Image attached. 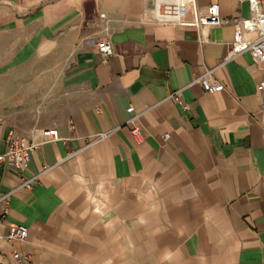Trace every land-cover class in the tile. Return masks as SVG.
<instances>
[{
  "label": "crops",
  "instance_id": "1",
  "mask_svg": "<svg viewBox=\"0 0 264 264\" xmlns=\"http://www.w3.org/2000/svg\"><path fill=\"white\" fill-rule=\"evenodd\" d=\"M153 1L0 0V152L11 131L57 130L27 170L0 168L2 230H29L0 242L3 264H264V69L249 52L225 59L233 24L201 41L156 23ZM212 2L251 14L248 0H196V12ZM207 69L224 90L195 81Z\"/></svg>",
  "mask_w": 264,
  "mask_h": 264
},
{
  "label": "built area",
  "instance_id": "2",
  "mask_svg": "<svg viewBox=\"0 0 264 264\" xmlns=\"http://www.w3.org/2000/svg\"><path fill=\"white\" fill-rule=\"evenodd\" d=\"M243 1V0H237ZM251 14L248 17H235L233 19L226 18L222 15V8L220 3L212 2L208 5L206 12L198 14L196 12V0H154L153 1V20L161 24H175V25H191L196 27L199 38L204 41L202 29L211 26H220L224 24H233L234 38L230 42L226 60L233 59L243 52H249L254 61L262 65L264 69V13L260 11L261 0H248ZM189 5L194 11L192 20L185 18L186 6ZM101 18L105 20V27L108 29L109 19L105 14H101ZM98 50L105 56H111L114 52L112 43L108 40L99 41L97 43ZM213 69H207L206 72L198 76L195 81L202 84V86L209 92H218L224 90L225 84L211 79ZM258 91L264 97V76L258 82ZM181 90H176L171 93V98L175 99L183 108L187 109L188 105L183 104L180 97ZM133 106L128 108L132 112ZM264 109V101L262 103ZM133 121L131 118L125 124L128 125ZM71 129L73 125L69 126ZM131 134L140 139L142 136V128L138 124L130 126ZM109 131H103L97 134L98 139H104L109 135ZM170 134L165 133L164 138H169ZM57 139L56 128H44L40 131L38 138H27L18 136L14 131H11L6 138V146L3 152H0V168L10 167L19 171L28 169L31 153L39 146L46 142ZM39 175L33 174L31 176H24L23 186L26 189H32L37 182ZM9 197L10 193H0V204L3 205L0 212V242L6 240L12 242L14 240L26 241L29 236V230L22 224L11 225L6 232L2 230V225L5 221L6 215L9 213ZM0 264L3 262L0 259Z\"/></svg>",
  "mask_w": 264,
  "mask_h": 264
}]
</instances>
